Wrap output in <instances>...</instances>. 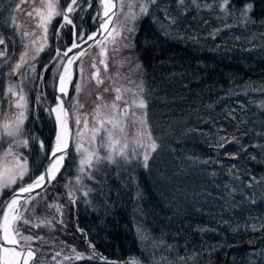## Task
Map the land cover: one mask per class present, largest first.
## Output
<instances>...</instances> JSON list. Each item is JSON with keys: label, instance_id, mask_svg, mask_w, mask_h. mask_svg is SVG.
<instances>
[{"label": "trees", "instance_id": "1", "mask_svg": "<svg viewBox=\"0 0 264 264\" xmlns=\"http://www.w3.org/2000/svg\"><path fill=\"white\" fill-rule=\"evenodd\" d=\"M197 4L155 0L137 22L146 119L158 144L147 167L141 156L102 163L92 179L83 177L76 203L64 210L69 226L83 229L106 257L264 264V0H229L226 9L223 0ZM245 4L253 6L247 20L236 14ZM15 41L0 58V111L10 104L5 92ZM42 111L28 112L29 146L21 148L38 171L55 134ZM31 136L44 142L43 150ZM71 149L53 192L63 202L65 184L77 175ZM75 236L87 248L84 235Z\"/></svg>", "mask_w": 264, "mask_h": 264}, {"label": "snow or ice", "instance_id": "2", "mask_svg": "<svg viewBox=\"0 0 264 264\" xmlns=\"http://www.w3.org/2000/svg\"><path fill=\"white\" fill-rule=\"evenodd\" d=\"M190 2L199 7L197 0H190ZM154 3L155 0H98V10L92 17L98 25L96 31L87 35L86 39L83 31L76 37V40H80L87 47L76 52L66 62H63V57H68V53L73 49H80L81 44L74 40L71 48L62 54L59 49L56 50V56L52 57L49 64L58 58L62 61V63L55 64L56 71L53 74L60 95L55 96L54 106L47 109L54 124L55 142L51 146L50 155L46 157L49 163L45 166L44 172L38 176H34L30 170L28 157L19 151L21 147L29 146V138H25L24 129L29 112V100L26 94L27 82L33 79L31 74L36 71L37 57L48 47L49 28L53 20L57 17L62 18L57 34L59 29L68 25L75 28L76 25L71 14L78 10L82 13L87 8H92L93 0H66V7H61V0H38V3L31 4L32 11L28 12V16L36 20L35 27L40 31L38 34L35 30L22 33L24 37L32 36L34 38L28 44L21 42L24 51L20 53L14 64L9 65V75L18 77L16 81L9 83L5 92V95L12 98L10 107L13 111L11 117H4L0 122V142L8 138L7 148H3V144L0 143V264H37L36 258L39 249L33 247V242L39 240L42 244H47L50 241H46L39 235H25L24 230L27 229L29 232L37 228L55 230L57 225L65 226L63 205L48 203L45 193L52 182L56 180L64 166L65 159L69 156L70 143L78 157L75 184L73 185L72 181L65 184V187L69 189L67 192L69 203L73 205L77 201L75 192L82 190L78 186L82 185L83 177L87 176L92 179L93 172L102 163H117L118 158L120 161L130 162L137 157L138 150H142L143 165L147 167L149 157L152 152L157 150L158 144L148 127L146 113L137 117V109L147 108V101L143 95V82L136 84L135 89L112 87L111 85L115 84L116 78L120 75L119 72L115 76H102L99 66H103V73H108L109 45L112 46L113 54L120 51L121 48L131 47L129 41L135 32L134 22L140 16L148 14L149 5ZM178 3L184 5L185 0H178ZM84 4L87 5V8L83 7ZM228 4L229 0H223L220 7L226 9ZM205 6L212 7V5ZM252 7L251 4H245L237 10L236 14L247 20ZM19 8L20 5H17V9ZM13 23L15 24V21ZM98 34L101 36L99 39H97ZM215 34L213 33V35ZM89 41H94L99 52L92 54L89 51L93 47V44L88 43ZM3 44H5V40L0 37V45ZM6 56L7 48L5 47L0 50V58ZM89 56L91 64L86 67L84 58ZM3 62L7 64L8 60ZM72 65H76L75 70ZM48 68L49 65H44L45 71ZM138 69L139 65H137V71ZM39 79H42V76ZM105 79L109 80L111 84L103 91L105 93L114 92V99L111 103H97L91 114L83 113L81 110L84 108V104L80 103L79 95L84 92L88 83L94 81L98 89L105 83ZM125 79L128 78L125 77ZM69 86H72L76 93L71 102L67 100ZM125 94L130 95L126 98ZM39 99L37 97V101ZM96 99L103 100V96L97 92ZM0 116H3V112H0ZM89 116H91V122ZM129 117H131L133 125H140L134 137H129L125 131ZM30 139L33 142H38L41 150L44 149V142L38 137L31 136ZM224 143L227 141L221 137L219 146L223 147ZM101 152L104 155H101ZM252 158L255 159V157ZM25 177H28L31 182L25 181ZM5 190L11 192V195L6 199L3 198ZM90 191L91 189L83 191V196L87 197ZM38 208H46L47 214L37 216ZM53 210L55 214H53ZM77 231L86 235L78 225ZM141 236L143 237V233ZM143 238L147 239V237ZM88 246L91 249V255L81 253L71 246H68L69 254L64 255L62 247L60 251L52 255L51 261H40V264H52V262L65 264L69 261L94 258L104 260L105 264H139L135 258L124 261L108 260V258L100 256L95 251V246L90 242Z\"/></svg>", "mask_w": 264, "mask_h": 264}, {"label": "rangeland", "instance_id": "3", "mask_svg": "<svg viewBox=\"0 0 264 264\" xmlns=\"http://www.w3.org/2000/svg\"><path fill=\"white\" fill-rule=\"evenodd\" d=\"M10 1L11 2L9 3V5L4 6V7L2 4H0V13L3 11L2 14H0V37H3L5 40V44L0 45V50L5 49V47L9 48L10 45L12 46L16 45L15 39L16 40L19 39L18 51L15 57L11 61V64H14L18 60L20 53L24 51L21 42H23V44H28L30 40L34 38L32 36L24 37L22 33L25 31L33 32L35 30V32L38 34L40 30L35 27L36 20L28 16V12L32 11L31 4L38 3V0H16V4L13 2V0H10ZM97 3H98V0H93L92 8H87V5L84 4L83 7L87 8L86 11L81 13L78 10L76 13L71 14V18L74 24L76 25L75 28H73L71 25H68L62 29H59V32L57 34V29L59 28V24L62 23V18L57 17L53 20L52 25L49 28V35H48V40H47L48 47L43 52L40 53L39 57H37L35 61L36 71L35 73L31 74L33 76V79L27 82L26 94L29 100V111L30 109H32L34 113H37L40 110H44L42 111L44 115L48 118H51L48 115L47 109L52 107L56 102L55 101L56 94H55V89H54L55 81L53 79V74L56 71L55 64L60 63L61 60L60 58H58L56 61H53L52 64H49V61L52 59V57L56 56L57 49H59V51L62 54L64 50H66L67 47L70 46L74 40L76 42H79L80 40H76V37L79 35L81 31L85 33V37L89 34L90 31H92L93 29V28L91 29L92 25L94 23L97 24V22H94L92 19V17L96 14V11L98 10ZM17 5H20L19 9H17ZM65 5H66V0H61V7H65ZM5 15H7V17L4 18ZM140 17L134 22L135 32L132 34V38L129 41V43L131 44V47L121 48L120 51L113 54L111 51L112 46L109 45L108 73L107 74L103 73V66H99L101 67L102 76H105V75L115 76V74L119 72L120 75L119 77L116 78L115 84L111 85L112 87H122V88L128 87V88L135 89L136 84L142 81L140 77V74H141L140 63H139V60H137L138 50L135 44V38L139 34L137 22L139 21ZM13 21H15V24L13 23ZM89 51L92 54H95L99 52V49L95 47V44H93V47ZM84 59L86 61L85 66L88 67L91 64V57L90 56L85 57ZM44 65H49V68L47 71H45ZM137 65H139L138 71H137ZM123 69L124 71L122 72ZM91 71H94V70H91ZM41 76H42V79H39V77ZM125 77H127L128 79H125ZM10 79L11 78L9 76V78L6 81L7 87L10 83ZM75 79L76 77L74 76V81ZM110 84L111 82L105 79V83L97 89L94 81L88 83L84 92H82L79 95L80 103L84 104V108L81 111L83 113L91 114L97 103H111V101L114 99V95H115L114 92L110 91V92L105 93L103 91V89L105 87H109ZM90 86H93L96 88V89L95 88L93 89L91 87V90H93L92 94L88 91ZM86 92L87 93L89 92L90 96H86ZM97 92H99L103 96V100L96 99ZM125 95L127 98L130 94H125ZM74 96H76V93L74 92L71 86L70 91H69V102L72 101V97ZM37 97L40 98L39 101H37ZM49 97L51 98L52 103L49 102L50 101ZM3 109H1V111L3 112V116H0V122L3 121L4 117H11L12 111H13L9 103H8V107L6 106ZM136 112H137V117H139L142 113H145V109L143 110L137 109ZM89 119L91 122V116H89ZM139 127H140L139 124L133 125L131 123V117H129L128 126L125 131L129 137H134ZM25 138H29V137L25 135ZM7 142H8V138H5L4 141L0 142L3 144V148H7ZM21 148L19 149V151L22 152L25 156H27L24 150ZM71 151L73 152L72 161H73L74 166L76 167L75 171H77L78 157H76L73 147ZM101 155H104V153L101 152ZM137 156H141L143 160V151L138 150ZM28 163H29V158H28ZM67 169H65L64 171L66 172ZM30 170L32 171L34 176H36L37 173L39 172L38 170L32 169L31 167H30ZM71 170L72 169H69L68 171H71ZM25 181L28 182L30 180H28V177H25ZM68 182L69 181H67V183ZM74 184L75 183H73V185ZM57 187H58L57 181L55 180L49 186L48 191L45 194L48 198V203H59L63 205V212H64L69 202L68 196H67V192L69 189L65 187L67 190H66L65 202H63L60 200V197H62L60 194L58 193L53 194L54 189H56ZM9 193L11 192H9L8 190H5V194L3 198H5ZM75 196L77 197V191L75 192ZM46 214H47L46 208L44 209L38 208L36 211L37 216H42ZM53 214H55L54 210H53ZM63 219L66 222L65 226L57 225L55 230H50L47 228H37V229L31 230V232H29L27 229L24 230L25 235H28V234L39 235L41 237H44L46 241H50V243H47V244H42L41 241L39 240H36L33 242V247L39 249V252L37 253V258H36L37 264H40V261H51L52 255H54L55 252L60 251L62 247H63L64 255L69 254L68 246L74 247L77 251L81 253H85L86 255H91V249L89 248L88 244L86 248V247H82L81 245L79 246L75 243L76 241H78V238L75 235L77 233L78 234L81 233L77 231V225H75V227L73 228L72 226H69L67 219L65 217V214L63 215ZM72 238H74V241L70 240ZM61 242H63V244H61ZM70 262L72 261L65 262V264L70 263ZM52 264H55V262H52Z\"/></svg>", "mask_w": 264, "mask_h": 264}, {"label": "water", "instance_id": "4", "mask_svg": "<svg viewBox=\"0 0 264 264\" xmlns=\"http://www.w3.org/2000/svg\"><path fill=\"white\" fill-rule=\"evenodd\" d=\"M65 7H66V6H65ZM97 26H98V25H96V27H95L92 31H90L88 35H90V34H91L92 32H94V31H96ZM86 38H87V36L85 37V39H86ZM99 38H101V36L98 34L97 39H99ZM72 43H73V42H72ZM77 43H80V44H81V48H80V49H73L72 52H69V53H68V57H63V62H66L67 59L70 58V57H73V56L75 55L76 52H78V51L82 50L83 48L87 47V45L83 44L81 41H79V42H77ZM88 43H89V44H94V41H89ZM71 46H72V44H71L70 46H68L67 49H68V48H71ZM67 49H66L65 51H67ZM65 51H64V52H65ZM60 63H62V61H61ZM72 67H73V69L75 70L76 65H72ZM61 70H62V69H61ZM74 76H75V75H74ZM17 79H18V77H17V76H14L13 79H12V81H16ZM12 81H11V82H12ZM54 89H55V94H56V96H57V95H60V93H59V91H58V87L56 86V81H55ZM69 89H70V86H69ZM67 100L69 101V94H68ZM66 106H68V105L66 104ZM70 126H71V125H70ZM54 142H55V137H54ZM54 142H53V144H54ZM70 148H71V143H70V146H69L68 152L70 151ZM50 152H51V150H50ZM50 152H49V155H50ZM65 160H66V159H65ZM48 163H49V160L46 159V161L44 162V164H43L41 170L39 171V173H38L36 176H38V175H40L42 172H44V170H45V166H46ZM64 163H65V161H64ZM62 168H63V167H62ZM62 168H61V170H62ZM29 182H31V181H29ZM10 195H11V193H10L7 197H9ZM7 197H6V198H7ZM96 250H97V252L99 253L100 256L106 257L105 254H103L100 250H98V249H96ZM108 259H112V258H108ZM115 261H120V260H115Z\"/></svg>", "mask_w": 264, "mask_h": 264}, {"label": "flooded vegetation", "instance_id": "5", "mask_svg": "<svg viewBox=\"0 0 264 264\" xmlns=\"http://www.w3.org/2000/svg\"><path fill=\"white\" fill-rule=\"evenodd\" d=\"M3 2H4V0H0V4H2L3 5ZM13 2L16 4V0H13ZM3 12V11H2ZM2 12L0 13V14H2ZM12 13H13V11H12ZM15 13V12H14Z\"/></svg>", "mask_w": 264, "mask_h": 264}, {"label": "bare ground", "instance_id": "6", "mask_svg": "<svg viewBox=\"0 0 264 264\" xmlns=\"http://www.w3.org/2000/svg\"><path fill=\"white\" fill-rule=\"evenodd\" d=\"M56 103V102H55ZM54 106V105H53Z\"/></svg>", "mask_w": 264, "mask_h": 264}]
</instances>
